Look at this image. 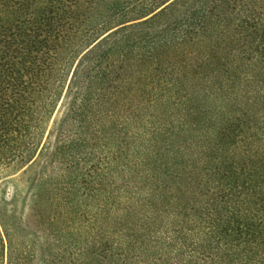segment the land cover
<instances>
[{
  "label": "trees",
  "instance_id": "trees-1",
  "mask_svg": "<svg viewBox=\"0 0 264 264\" xmlns=\"http://www.w3.org/2000/svg\"><path fill=\"white\" fill-rule=\"evenodd\" d=\"M5 171L0 264H264V0H0Z\"/></svg>",
  "mask_w": 264,
  "mask_h": 264
},
{
  "label": "rangeland",
  "instance_id": "rangeland-1",
  "mask_svg": "<svg viewBox=\"0 0 264 264\" xmlns=\"http://www.w3.org/2000/svg\"><path fill=\"white\" fill-rule=\"evenodd\" d=\"M66 99L58 104L56 111L52 117V120L49 125V129H52L56 122H58L65 110ZM22 173L15 174L14 172H3L0 173V207L4 206L8 210H13L17 204L18 209H28L31 206V203L28 202L26 205L21 203V199L18 203L14 204V200H11L12 196H24L26 193V188L21 182Z\"/></svg>",
  "mask_w": 264,
  "mask_h": 264
}]
</instances>
